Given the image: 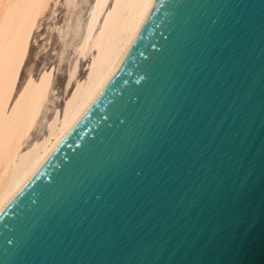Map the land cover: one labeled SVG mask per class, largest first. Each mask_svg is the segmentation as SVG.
Returning <instances> with one entry per match:
<instances>
[{"label": "water", "instance_id": "95a60500", "mask_svg": "<svg viewBox=\"0 0 264 264\" xmlns=\"http://www.w3.org/2000/svg\"><path fill=\"white\" fill-rule=\"evenodd\" d=\"M153 4L132 57L0 212V264H213L240 187L257 242L225 259L264 261V0ZM112 80L128 94L105 123L93 100Z\"/></svg>", "mask_w": 264, "mask_h": 264}, {"label": "bare ground", "instance_id": "6f19581e", "mask_svg": "<svg viewBox=\"0 0 264 264\" xmlns=\"http://www.w3.org/2000/svg\"><path fill=\"white\" fill-rule=\"evenodd\" d=\"M67 1L70 8L76 0ZM154 1L124 0L121 3L122 7L116 9L109 17L108 9H105L103 4H98L96 0L91 11H88L90 16L86 27L81 30L82 32L79 31L83 29L80 28L82 22L79 23L81 18L77 19L76 24L73 23L74 21L71 23V16L65 22L66 25L60 33L62 37L67 40L72 25H77V33L74 34L77 40L75 43L76 53L78 52L79 56L91 54L92 57L87 63L84 78L69 95L61 113L55 119L44 118L41 121L40 129L45 132L44 136L37 139L35 143L29 144L25 150L24 146L32 138V131L40 120L46 90H42L33 100L25 115L16 119L10 118L11 121L7 126L11 125L15 132L11 151L6 148L3 136H0V212L72 128L88 103L123 59V55L145 19H141V15L146 17L149 11L147 8L133 9L127 5L133 3L153 4ZM50 2L51 0H30V7L24 16L17 19L10 36L0 28V124L6 115L9 98L23 59L25 39L30 33L32 16L37 9L43 12ZM6 7V0H0V22H2ZM99 25H104L103 29L97 28ZM72 77L73 72L70 74V79ZM21 143L23 146L19 147ZM17 147H19V151H16ZM9 160H11V164H9Z\"/></svg>", "mask_w": 264, "mask_h": 264}, {"label": "rangeland", "instance_id": "374dc122", "mask_svg": "<svg viewBox=\"0 0 264 264\" xmlns=\"http://www.w3.org/2000/svg\"><path fill=\"white\" fill-rule=\"evenodd\" d=\"M95 2L96 0H76L69 8L67 0H51L43 12L37 9L32 16L30 33L25 39L23 59L9 98L6 115L0 124L2 132L11 119L25 115L33 100L42 90H46L40 120L24 150L44 136L45 132L40 129L41 121L44 118L55 119L61 113L69 95L86 74L87 63L92 56H79L78 52L76 53L77 40L74 34L77 33L78 26L72 25L67 40L60 33L70 16L71 23L74 21L75 24L77 19L81 18L79 23L82 22L80 28L83 29L79 31L84 30L90 9ZM116 2L117 0H109V9ZM123 2L124 0H120V3ZM102 26L97 28L103 29ZM71 72L73 77L70 79Z\"/></svg>", "mask_w": 264, "mask_h": 264}, {"label": "snow or ice", "instance_id": "6c2138e0", "mask_svg": "<svg viewBox=\"0 0 264 264\" xmlns=\"http://www.w3.org/2000/svg\"><path fill=\"white\" fill-rule=\"evenodd\" d=\"M98 4H103V7L105 9H109V0H97ZM6 10L3 14L2 22H0V28L4 31L5 34L11 35L17 19L24 16L27 12V9L30 7V0H6ZM122 7L120 0H117V2L112 5L111 9H109L108 15L111 17L113 13L116 11V9H119ZM127 7L137 9V8H147L149 11L155 9V4H129ZM173 9V12L175 14L177 5L173 4L170 5ZM145 17L141 15V19H144ZM133 43L135 41L133 40ZM131 47V44L129 45ZM134 51V50H133ZM126 55L131 58L133 53L129 52L126 53ZM142 56L143 53H140ZM145 78L149 79V71L148 67L145 68ZM125 84L127 85L128 81H120V80H112L109 84V89L112 90L113 93V99L108 101L107 105H105V99L110 94L108 90H101V94H99L94 100L93 105L99 104L102 107H105V113L101 115L100 119L107 123L108 121H112L114 114L118 117L119 113L116 111V101L118 98H123L126 93L125 89H121L119 91L118 95L114 94V90L117 88L118 84ZM93 105H89V107H92ZM110 109V112H109ZM90 113L87 111L85 112V117L88 116ZM84 117H82L83 119ZM124 121L122 120L121 123ZM0 135L3 136L5 141L6 148L11 151L13 148V143L15 140V132L11 125L7 126L0 132ZM97 136L93 137L92 140H90L87 144L83 145L82 149L78 152V154L75 156H81L83 155L86 150L90 147L92 142L96 140ZM23 144L21 143L19 147H22ZM19 147L16 148V151H19ZM74 157H70L68 159L67 164L62 166L61 173L65 172V169L67 166L72 162ZM9 164H11V160H9ZM60 174L57 176L52 177V183H56L59 179ZM44 185L40 192L45 191L48 189V187L51 185ZM243 184V181H242ZM35 191V189H33ZM250 193V189L247 187H240L237 190L233 192V199L237 203L238 206H240L239 210L234 212L232 216L230 217L229 227L227 229L226 234L222 238V241L219 244V247L215 253V256H219L220 260L219 262H216L213 260V264H246V262L241 261L239 259H225L229 254L233 256H238V254L243 253L246 249L252 247L257 241L253 236V233L255 231V225L252 222L251 217L248 215V213L245 211V205L247 203V199ZM24 195V190L21 189L20 192L17 193L16 197L13 199L12 203H16L17 200H19L20 203H23V200H20V197ZM29 202L34 206L38 201V196L35 200L31 199V194H28ZM21 231V236L17 240L16 245H19L23 241V232ZM259 243L261 245V248L264 249V233L261 234ZM261 264H264V261L261 262Z\"/></svg>", "mask_w": 264, "mask_h": 264}]
</instances>
